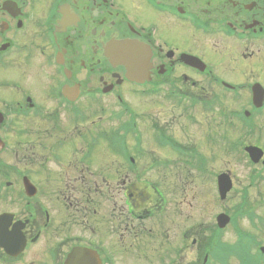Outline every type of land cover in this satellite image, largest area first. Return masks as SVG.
<instances>
[{
  "label": "flooded vegetation",
  "instance_id": "1",
  "mask_svg": "<svg viewBox=\"0 0 264 264\" xmlns=\"http://www.w3.org/2000/svg\"><path fill=\"white\" fill-rule=\"evenodd\" d=\"M125 40L150 53L144 82L110 59ZM259 71L264 0H0V264H67L75 252L70 264L197 257L202 237L188 246L189 232L180 246L171 196L143 178L164 180L181 157L168 142L185 146L166 120L151 124L149 88L208 114L213 89L228 92L235 76L237 94L264 91ZM255 113L264 135V94Z\"/></svg>",
  "mask_w": 264,
  "mask_h": 264
},
{
  "label": "rangeland",
  "instance_id": "2",
  "mask_svg": "<svg viewBox=\"0 0 264 264\" xmlns=\"http://www.w3.org/2000/svg\"><path fill=\"white\" fill-rule=\"evenodd\" d=\"M212 65L218 66L217 63H213ZM240 66L242 69H249L243 63L239 65V69ZM257 73L264 80V75H261V71ZM238 79L235 76L228 82H237ZM213 94L212 115V113L207 114L193 108L190 111H185L183 107H178V109L171 106L170 102V104L162 102L161 94L149 92L148 114L150 115L151 124L156 126L157 121L161 120L164 123V120H166L167 124L165 123V125L167 127L172 126L168 128L170 130L169 133L181 145L194 146L195 149L192 152L196 157H199L202 151L207 155H210V152H212L214 157L210 159V162L213 163L207 167L204 164L200 173L196 172L194 167L191 168L184 164V161H187V159H182V162L179 159L172 163L169 171L162 173L164 180L161 177L155 180L157 176H153L152 174L144 175L143 178L153 182V184L148 185L149 187L147 188L149 190L152 191V188L155 187L159 191L168 192L171 196L167 204L173 203L175 206L169 213L172 221L169 225L171 226L172 233L176 231L175 236L178 237L179 245L184 243L186 236L190 238L192 235L190 240L186 241L188 246H191V240L195 239L197 235L198 239L200 236L202 237L196 244L195 252L197 257H193L190 253H182L183 263L181 264H200L204 257L203 252L207 251L208 244L212 239L214 240L211 243L212 247L209 248V251H215V244L220 242L218 243V261L215 264L223 262V255L232 256L227 258L226 264H243L242 258H244L246 264H254L257 259L261 258L260 255H254L256 247L254 248V254L248 252L244 247H248L253 242H259V246H264V170L260 164H250L242 149L247 144H250L258 146L264 151V135L257 133L258 126H260L258 125L260 118L256 115L252 117L253 120L248 127L254 126L256 130L250 133V130L246 127L247 125L238 118L239 112L243 111V108H248L247 99L232 94L223 95L217 90H214ZM217 96H220V98H215ZM139 106V108L147 107L144 103H141ZM170 111H173L171 114L173 121L169 122L170 119H165V113ZM225 136L228 137V140H226ZM151 153L153 151L149 154ZM145 154L147 153L145 152ZM172 158L178 159L179 156L173 155ZM156 170L162 171L163 169ZM202 172L203 174H201ZM221 172H228L233 181V188L223 202H219L218 200L215 182L216 174ZM245 188L247 192L246 201L249 202L247 203L250 208L249 212L251 211L254 215H257L256 219L255 217L251 219L246 216L248 212H244L243 207L240 208V193ZM246 192L243 191V193ZM258 200L263 201L261 208H258L256 205ZM236 207L242 215V218L237 222V227L230 224L224 230L216 232V215L221 210L229 215H235L234 209ZM146 224L153 227L154 232L159 228V226L154 225L150 221H147ZM238 229L239 234L244 235L248 232L249 234L244 247L234 248L232 244L237 240L236 232ZM189 232L191 235H189ZM167 233L170 234V231L167 230ZM152 237L155 240L153 234ZM238 241L236 242L238 243ZM253 246L255 245L253 244ZM151 251L148 248V252ZM158 254L162 256L166 255L162 252ZM149 257H153V254L150 253ZM158 262L154 264H158ZM208 264H213L212 260Z\"/></svg>",
  "mask_w": 264,
  "mask_h": 264
},
{
  "label": "water",
  "instance_id": "3",
  "mask_svg": "<svg viewBox=\"0 0 264 264\" xmlns=\"http://www.w3.org/2000/svg\"><path fill=\"white\" fill-rule=\"evenodd\" d=\"M245 150H247V152L249 153L250 159L253 162H258L259 159L261 158L262 153L260 150L255 149V148L254 149L247 148ZM218 182H219V192L221 194V198L224 199L225 194L230 189V182L228 181V177L225 174L218 178ZM228 220L229 219L227 216L220 215L217 218V223L220 228H224L227 225Z\"/></svg>",
  "mask_w": 264,
  "mask_h": 264
},
{
  "label": "bare ground",
  "instance_id": "4",
  "mask_svg": "<svg viewBox=\"0 0 264 264\" xmlns=\"http://www.w3.org/2000/svg\"><path fill=\"white\" fill-rule=\"evenodd\" d=\"M127 47L135 46V43L133 42L132 45L128 43V41L125 42ZM134 69H131V67L126 68V72L132 74V79L139 82H144L145 77L147 76V73L144 72L142 66L140 64L137 65V67H134Z\"/></svg>",
  "mask_w": 264,
  "mask_h": 264
},
{
  "label": "trees",
  "instance_id": "5",
  "mask_svg": "<svg viewBox=\"0 0 264 264\" xmlns=\"http://www.w3.org/2000/svg\"><path fill=\"white\" fill-rule=\"evenodd\" d=\"M248 206V205H247ZM249 210H250V208H249V206L247 207V209H246V212H249Z\"/></svg>",
  "mask_w": 264,
  "mask_h": 264
}]
</instances>
